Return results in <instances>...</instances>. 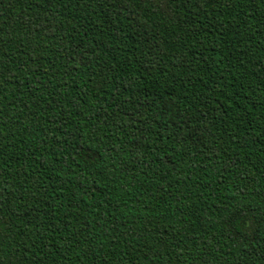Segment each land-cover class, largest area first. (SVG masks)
Instances as JSON below:
<instances>
[{
	"label": "trees",
	"instance_id": "1",
	"mask_svg": "<svg viewBox=\"0 0 264 264\" xmlns=\"http://www.w3.org/2000/svg\"><path fill=\"white\" fill-rule=\"evenodd\" d=\"M0 264H264V0H0Z\"/></svg>",
	"mask_w": 264,
	"mask_h": 264
}]
</instances>
